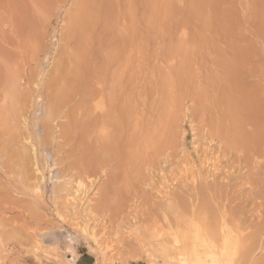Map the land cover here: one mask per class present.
Returning a JSON list of instances; mask_svg holds the SVG:
<instances>
[{
  "label": "rangeland",
  "instance_id": "1",
  "mask_svg": "<svg viewBox=\"0 0 264 264\" xmlns=\"http://www.w3.org/2000/svg\"><path fill=\"white\" fill-rule=\"evenodd\" d=\"M260 105L264 0H0V264H180L174 232L261 223ZM103 148L79 196L67 163ZM109 172L118 214L97 206Z\"/></svg>",
  "mask_w": 264,
  "mask_h": 264
},
{
  "label": "bare ground",
  "instance_id": "2",
  "mask_svg": "<svg viewBox=\"0 0 264 264\" xmlns=\"http://www.w3.org/2000/svg\"><path fill=\"white\" fill-rule=\"evenodd\" d=\"M82 37H83V35H82ZM58 85V84H57ZM59 88H60V85L58 86ZM63 87H61V90H63L62 89ZM65 88V87H64ZM63 91H65V89L63 90ZM60 97V96H59ZM56 106H58V105H56ZM254 106V105H253ZM261 106V108H263L264 109V107H263V105H260ZM97 107H99V105H97ZM50 108H52V107H50ZM56 108V107H55ZM255 107H253V110L255 111V109H254ZM256 108H258V110H260L259 109V107L257 106ZM51 110V109H50ZM97 110V109H96ZM100 110H103V109H100ZM90 111V110H89ZM151 111V110H150ZM149 111V112H150ZM155 111H156V108H155ZM155 111H153L154 112V114H155ZM260 111H262V109L260 110ZM259 111V112H260ZM263 112H264V110H263ZM55 113H56V111H55V109H53L52 108V110H51V114H50V119L47 121V123H46V126L47 127H50V122H51V119H52V117L55 115ZM86 113H87V111H86ZM97 113V112H96ZM147 113H148V111H147ZM254 113V112H253ZM256 113V112H255ZM100 114H102V113H100ZM150 114V113H149ZM151 114H152V111H151ZM260 114H262V113H260ZM264 114V113H263ZM98 115H99V113H98ZM106 115V114H105ZM254 115V114H253ZM107 116V115H106ZM262 116V115H261ZM254 117V116H253ZM257 117V116H256ZM258 117H260L259 115H258ZM49 118V117H48ZM255 118V117H254ZM99 119L100 120H102V119H104V116L103 115H99ZM261 119H262V117H261ZM256 120H258V119H256ZM255 120V121H256ZM138 121V120H137ZM255 121H253V123H254V126H256L255 124ZM46 122V121H45ZM140 122V121H139ZM257 122V121H256ZM261 121H258L257 122V125H258V128H260L261 129V126L259 127V125L261 124V123H263V122H261ZM149 123H150V121H149ZM258 123H260V124H258ZM111 124V123H110ZM152 124V123H151ZM164 124V123H163ZM163 124H162V126H163ZM133 125H134V123H133ZM107 126V125H106ZM156 126H159L158 124H156ZM164 126H165V124H164ZM263 126V131H261V132H263L261 135H262V137L260 136V134H258V133H260V132H258L257 130H260V129H258L257 127V130H255L254 128H253V163L254 162H257L256 161V159H257V156H259L260 154L263 156V158H264V143H263V141H264V125H262ZM105 127V126H104ZM103 127V128H104ZM142 127V126H141ZM141 127H139V128H141ZM149 127H151V126H149ZM119 128H121L120 126H119ZM152 128V127H151ZM164 127H162V129L160 130V131H162L163 130V132L165 133V131H164V129H163ZM165 128H166V126H165ZM98 129H100V128H98ZM117 130V129H116ZM158 130V128H156V131ZM166 130H167V128H166ZM118 131V130H117ZM136 131L137 132H139V133H141L143 130L142 129H138V127L136 128ZM149 129L148 130H146L145 132H146V135H148L149 134ZM103 132V131H102ZM120 132H121V129H120ZM258 132V133H257ZM122 133V132H121ZM121 133H120V137L122 136L121 135ZM151 133H152V130H151ZM167 133V132H166ZM157 134V133H156ZM96 135H97V133H96ZM144 135V134H143ZM155 135V134H154ZM165 135V134H164ZM103 136L104 137H107V135H105V134H103ZM161 136H163V134L161 135ZM166 136V135H165ZM97 137V136H96ZM103 137V138H104ZM140 137V136H139ZM164 137V136H163ZM92 138V137H91ZM100 138V137H99ZM147 138V137H146ZM151 138H153V137H151ZM159 137L157 136V138L156 139H158ZM162 138V137H161ZM127 139V138H126ZM112 140V139H111ZM158 140H160V141H162V140H164V139H158ZM119 141V140H118ZM126 141V140H125ZM124 141V142H125ZM153 141V140H152ZM239 141V140H238ZM108 142V141H107ZM129 142H130V140H129ZM231 142V139H230V141H229V143ZM83 143V142H82ZM115 143V142H114ZM150 143H154V142H150ZM241 143V142H240ZM246 143V142H245ZM84 144V143H83ZM82 144V145H83ZM116 144V143H115ZM130 144H131V142H130ZM155 144V143H154ZM157 144V143H156ZM232 144V143H231ZM81 145V146H82ZM126 145V144H125ZM234 145V144H233ZM232 145V147H234ZM84 146V145H83ZM82 146V147H83ZM102 146V145H101ZM108 146H109V143H108ZM138 146V145H137ZM151 146V145H150ZM162 146V145H161ZM164 146V145H163ZM239 146V145H238ZM116 147V146H115ZM144 147V146H143ZM156 147V146H155ZM231 147V148H232ZM87 148V147H86ZM118 148V147H117ZM159 148V147H158ZM238 148V147H237ZM244 148V147H243ZM102 149V148H101ZM101 149H99V150H101ZM113 149V148H112ZM125 149V148H124ZM145 149V148H144ZM152 150H154L155 148H153V146H152V148H151ZM71 151L73 150L74 151V149H70ZM87 150H88V148H87ZM107 150V148H103V150L102 151H98L97 153H96V155H92L91 153H89V154H91V155H89V154H87V152H85L86 153V155H88L86 158H84V159H82V158H80L81 160H79L78 159V161H77V159H76V161H75V159H74V162H73V159H72V157L74 156V155H72V157H71V163L69 162V163H67L68 164V167L71 169V170H74L75 172H72L71 171V175H72V177H74L78 182H77V191L80 193L79 194V196L81 195V194H83V193H87V192H89V190L91 189V188H93L94 186H97V184H96V179L98 180V175L99 174H102V173H104V172H108V170L106 169V167L105 166H108L109 165V163H107V160L109 159L108 158V156H107V153L106 152H103V151H106ZM117 150V149H116ZM126 150V149H125ZM142 150V149H141ZM146 150H147V148H146ZM145 150V151H146ZM151 150V151H152ZM159 150H160V148H159ZM69 151V150H68ZM85 150H83V152H84ZM114 151V150H113ZM145 151H143V153L145 152ZM150 151V150H149ZM156 151V150H155ZM70 152V151H69ZM76 151H74V153H75ZM80 152H82V151H80ZM83 152H82V154H83ZM115 152V151H114ZM126 152H127V150H126ZM137 153H138V151H137ZM76 154V153H75ZM81 154V155H82ZM113 154V153H112ZM111 154V156L113 157V156H115V155H117V153L114 155H112ZM119 154V153H118ZM132 154H133V152H132ZM131 154V155H132ZM70 156H71V154H69ZM139 155V154H138ZM70 156H68L67 155V157L66 158H69ZM79 157H81V156H79ZM85 157V156H84ZM132 157V156H131ZM256 157V158H255ZM115 158V157H114ZM240 158V157H239ZM159 159V158H158ZM214 159V158H213ZM218 159V158H217ZM223 159V158H222ZM226 159V158H225ZM261 159H262V157H261ZM65 160V159H64ZM114 160V159H113ZM112 160V161H113ZM116 160V159H115ZM212 160V159H211ZM246 160V159H245ZM244 160V161H245ZM257 160H259V159H257ZM210 161V160H209ZM213 161V160H212ZM216 161V160H215ZM248 161V160H247ZM246 161V162H247ZM67 162V161H66ZM116 162V161H115ZM219 162V161H218ZM261 162H263L264 163V161H261ZM260 162V163H261ZM236 163V162H235ZM259 163V162H258ZM259 163V164H260ZM213 164V163H212ZM234 164V163H233ZM237 164V163H236ZM255 164V163H254ZM253 164V167L255 166ZM258 164V165H259ZM262 164V163H261ZM113 165H114V162H113ZM217 165H218V163H217ZM216 165V166H217ZM232 165V164H231ZM257 165V164H256ZM262 165H264V164H262ZM109 166H111V165H109ZM117 167V166H116ZM215 167V166H214ZM259 168H260V166H258ZM108 168V167H107ZM110 168V167H109ZM118 168V167H117ZM231 168V167H230ZM111 169V168H110ZM224 169H226V168H224ZM236 169V168H235ZM255 169V168H254ZM264 169V168H263ZM107 170V171H106ZM116 170V169H115ZM115 170H113V171H115ZM228 170V169H227ZM256 170H257V168H256ZM110 171V170H109ZM118 171V170H117ZM219 171V170H218ZM254 171V170H253ZM260 172H261V169L259 170ZM229 172V171H228ZM115 175H116V172H113ZM117 173H119V171L117 172ZM201 173V172H200ZM211 173V172H210ZM210 173H208L209 175H211ZM215 173V172H214ZM234 173H235V171H234ZM257 173V172H256ZM262 173H264V170H263V172ZM69 174V173H68ZM109 174H110V172H109ZM224 174H225V172H224ZM232 174V173H231ZM105 175H107V174H103V176H105ZM113 175V174H112ZM115 175H113L112 177H111V174L110 175H108V177L110 176V181L109 180H106V181H109V184L107 183L106 184V182L104 183L105 184V186H102V184L100 185V186H102L103 188H101L102 189V195H101V199H100V205H97V206H100L101 208H103V210L104 211H106L107 213H108V211H112L113 209V212H116V214H118V210H117V208H118V205H113V202H112V199H113V197L114 196H112L113 195V193L112 192H114L115 190H112V189H114L113 187H115V186H113V184H116L117 182H115V180H118L117 178H118V176H117V178H116V176ZM234 175V174H233ZM232 175V176H233ZM262 175H264V174H262ZM102 176V175H101ZM101 176L99 175V177L101 178ZM207 176V175H206ZM213 176H216L217 177V174L216 175H214L213 174ZM212 176V177H213ZM227 176V175H226ZM229 176V175H228ZM194 177V176H193ZM202 177H204V176H202ZM211 177V176H210ZM216 177H215V179H216ZM234 177V176H233ZM258 177H260L261 179H262V177H261V175L259 176V174H258ZM195 178V177H194ZM221 178V177H220ZM250 178V177H249ZM255 178H257V177H255ZM264 178V177H263ZM108 179V178H107ZM204 179V178H203ZM214 179V178H213ZM213 179H212V182H213ZM242 179V178H241ZM259 178H257L256 180H258ZM75 180V181H76ZM208 180L209 179H207V183H208ZM216 180H218V178L216 179ZM215 180V181H216ZM224 181H225V179H223ZM230 180H231V177H230ZM229 180V181H230ZM104 181H105V179H104ZM194 181V180H193ZM198 181V180H197ZM203 181V180H202ZM206 181V180H205ZM209 181H211V178H210V180ZM214 181V182H215ZM258 181H261V180H258ZM115 182V183H114ZM214 182L212 183L213 185H214ZM227 182V181H226ZM254 182H255V180H254ZM195 183V182H194ZM216 183V182H215ZM222 183H224V182H222ZM221 183V184H222ZM258 183V182H257ZM263 182H260V186H261V184H262ZM203 184H204V182H203ZM209 184V183H208ZM220 184V185H221ZM206 185V184H205ZM204 185V186H205ZM210 185V184H209ZM213 185H211V188H212V186ZM217 185L219 186V184L217 183ZM231 185V184H230ZM234 185V184H233ZM257 185V184H256ZM263 185V184H262ZM113 186V187H112ZM118 186V185H117ZM215 186V185H214ZM213 186V188L212 189H214L215 187ZM254 186V185H253ZM257 186H259V185H257ZM207 187H210V186H207ZM120 188V187H119ZM171 188V187H170ZM196 189H197V187H195ZM211 188H210V190H211ZM217 188V187H216ZM219 188H221V186L219 187ZM234 188V187H233ZM255 188H257V187H255ZM100 189V190H101ZM116 189V188H115ZM118 189V188H117ZM116 189V193H117V190ZM207 189V188H206ZM206 189H204L205 190V192H206ZM228 189V188H227ZM99 190V191H100ZM160 190V189H159ZM203 190V191H204ZM208 190V189H207ZM215 190H218V188L217 189H215ZM214 190V191H215ZM257 190H259V189H257ZM256 190V192H258ZM212 191V190H211ZM260 191H261V187H260ZM119 192V191H118ZM160 192V191H159ZM208 192V191H207ZM217 192V191H216ZM216 192H213V194L215 193L216 194ZM219 192V191H218ZM101 193V192H100ZM170 193V192H169ZM204 193V192H203ZM220 193H222L221 191H220ZM220 193L219 194H217L219 197H220ZM261 193V192H260ZM171 194V193H170ZM202 194V193H201ZM205 194V193H204ZM203 194V195H204ZM209 194V193H208ZM258 194V193H257ZM256 194V195H257ZM87 195V194H86ZM172 195V194H171ZM200 195V194H199ZM210 195H212L211 193H210ZM210 195H209V197H210ZM216 195V196H217ZM255 195V196H256ZM262 196H264V190H263V193L261 194ZM117 196V194L115 195V197ZM196 196H197V194H196ZM201 196V195H200ZM205 196V195H204ZM216 196H215V198H216ZM253 196H254V194H253ZM254 196V197H255ZM114 197V198H115ZM219 197H217V198H219ZM169 198H170V196H169ZM205 198H208L207 196L205 197ZM205 198H204V200H205ZM212 198V197H211ZM211 198H210V201H212L213 202V200H211ZM222 198V197H221ZM88 199V198H87ZM117 198H115V200H116ZM201 199V198H200ZM214 199V198H213ZM220 199V198H219ZM241 199H242V197H241ZM254 199H256V198H254ZM182 200V199H181ZM195 200V199H194ZM216 199H214V201H215ZM220 200H222V199H220ZM259 199H257V201H258ZM262 200H264V199H262ZM262 200H259V201H262ZM114 201V200H113ZM185 201V200H184ZM206 201V200H205ZM219 201V200H218ZM217 201V202H218ZM258 201V202H259ZM183 202V201H182ZM206 202H208V199H207V201ZM257 202V203H258ZM166 203V202H165ZM181 203V202H180ZM185 203V202H184ZM203 203H205V202H203ZM216 203V202H215ZM214 202H213V204H215ZM256 203V204H257ZM186 204V203H185ZM206 205L208 204V203H205ZM213 204L211 203V206H213ZM261 204H264V203H262L261 202ZM174 205V204H173ZM210 205V204H209ZM221 205V204H220ZM257 205H260V202L257 204ZM116 206V207H115ZM155 206V205H154ZM160 206V205H159ZM192 206V205H191ZM210 206V207H211ZM217 206H219V205H216V206H214V208H216ZM261 206V205H260ZM95 207V206H94ZM123 207V206H122ZM178 207V206H177ZM185 207V206H184ZM183 207V208H184ZM207 207H208V205H207ZM257 207V206H256ZM263 207H264V205H263ZM98 208V207H97ZM169 208V207H168ZM209 208V207H208ZM207 208V209H208ZM213 208V207H212ZM219 208V207H218ZM233 208V207H232ZM258 208V207H257ZM172 209V208H171ZM174 209V208H173ZM185 209H186V207H185ZM196 209V208H195ZM253 209L255 210V211H257V209H255L254 207H253ZM259 209V208H258ZM175 210V209H174ZM177 210V209H176ZM194 210V209H193ZM197 210V209H196ZM209 211H210V208L208 209ZM264 209H262V210H260L259 212H261V211H263ZM103 211V212H104ZM216 211V210H215ZM215 211H213V212H215ZM226 212V211H225ZM254 212V211H253ZM259 212H257V214H259ZM106 213V214H107ZM120 213H121V211H120ZM179 213V212H178ZM195 213V212H194ZM211 213V212H210ZM222 214H223V212H221ZM263 213V212H262ZM116 214H114V215H116ZM205 214V213H204ZM254 214V213H253ZM256 214V213H255ZM96 215V214H95ZM99 215V214H98ZM259 215H261V214H259ZM263 215V214H262ZM60 216V215H59ZM94 216V215H93ZM111 216V215H110ZM223 216H225V214L223 215ZM222 216V217H223ZM251 216V215H250ZM249 216V217H250ZM256 216V215H255ZM258 216V215H257ZM257 216H256V218H257ZM102 217V216H101ZM215 217V216H214ZM214 217H213V219H214ZM228 217V216H227ZM239 217V216H238ZM254 217V216H253ZM261 217V216H260ZM112 218V217H111ZM221 218V217H220ZM259 218V217H258ZM257 218V219H258ZM263 218L264 217H262V221H261V223H258V222H255V220H251V221H248L247 222V220L245 221V220H240V221H238L239 220V218H237L236 216H232V218L231 217H228V218H221V219H219V220H209L210 221V223H209V221H208V223L207 222H204V224H193V226H191V229L190 228H188V229H186V230H184V231H182V229H181V231H177V229L179 228V226L178 227H176L177 225H178V222H176L177 224H176V226L174 225V223H173V225H174V227L176 228V229H172L173 231L174 230H176L177 232L175 233L174 232V234H173V239H174V244H172L173 246H171V247H168V246H166L164 243L163 244H161L162 246H163V251L166 253V254H168V258L171 260V261H178L180 264H264V223H262L263 222ZM211 219V218H210ZM217 219V218H216ZM242 219V218H241ZM255 219V218H254ZM164 220H166V219H164ZM193 220V219H192ZM195 220V219H194ZM260 220V219H259ZM37 221V220H36ZM68 221V220H67ZM91 221V220H90ZM167 221H169L168 219H167ZM185 221V220H184ZM212 221V222H211ZM214 221V222H213ZM258 221V220H257ZM72 222V221H71ZM175 222V221H174ZM179 222H181V221H179ZM183 222V221H182ZM202 223V222H201ZM206 223V224H205ZM169 224V223H168ZM184 224V223H183ZM189 224V223H188ZM173 225H165V226H172L173 227ZM179 225H181V223H179ZM187 225V224H186ZM85 227V226H84ZM181 227H182V225H181ZM81 228H83V227H81ZM185 228V227H184ZM84 229H86V228H84ZM84 229H82V230H84ZM169 229H171V228H169ZM180 229V228H179ZM90 230V229H89ZM168 230V229H167ZM172 230L170 231L169 230V232L170 233H172ZM90 231H93V230H90ZM89 231H87V233H88ZM166 231H164V233H165ZM169 233V234H170ZM89 234V233H88ZM94 234V233H93ZM160 234V233H159ZM162 234V233H161ZM157 236H159L158 234H157ZM172 236V235H171ZM35 237V236H34ZM160 237H162V236H160ZM36 238V237H35ZM90 239V238H89ZM36 242V241H35ZM54 256V255H53Z\"/></svg>",
  "mask_w": 264,
  "mask_h": 264
}]
</instances>
